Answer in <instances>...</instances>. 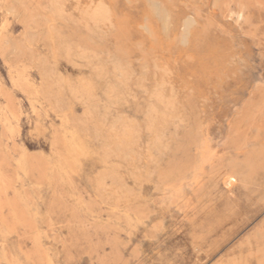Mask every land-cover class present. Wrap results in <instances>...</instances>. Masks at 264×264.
Here are the masks:
<instances>
[{
    "label": "rangeland",
    "instance_id": "374dc122",
    "mask_svg": "<svg viewBox=\"0 0 264 264\" xmlns=\"http://www.w3.org/2000/svg\"><path fill=\"white\" fill-rule=\"evenodd\" d=\"M0 264H264V0H0Z\"/></svg>",
    "mask_w": 264,
    "mask_h": 264
},
{
    "label": "bare ground",
    "instance_id": "6f19581e",
    "mask_svg": "<svg viewBox=\"0 0 264 264\" xmlns=\"http://www.w3.org/2000/svg\"><path fill=\"white\" fill-rule=\"evenodd\" d=\"M52 2H53V1H52ZM53 4H54V3H53ZM54 5L57 6V4H54ZM98 6H99V4H98ZM100 6L103 7L102 4H101ZM104 6H105V5H104ZM53 7H55V6H52V8H53ZM7 8H8V7H7ZM18 8H20V7H18ZM55 8H56V7H55ZM57 8H58V7H57ZM104 8H105V7H104ZM93 9L95 10L96 8H93ZM102 9H103V8L96 10L95 13H94V15H95L94 17H99L100 19H101V18H102V19H103V18L105 19V18H106V13L103 12ZM105 9H106V8H105ZM9 10H11V9H9ZM86 10H87V9H86ZM6 12H7V11H6ZM12 12H13V10H12ZM25 12H26V11H25ZM50 12H51V11H50ZM92 12H93V10H92ZM107 13H108V12H107ZM24 15H25V14H24ZM91 15H92V14H91ZM108 15H109V14H108ZM21 19H22V18H21ZM102 19H101V20H102ZM51 20H52V19H51ZM90 20H91V19H90ZM101 20H100V22L103 21V20H102V21H101ZM20 21H21V20H20ZM52 21H53V20H52ZM95 22H96V21H95ZM97 22H98V21H97ZM100 22H98V23H100ZM64 23H65V22H64ZM35 24H36V23H35ZM95 24H96V23H95ZM27 26H28V25H27ZM38 26H39V25H38ZM28 28H29V27H28ZM94 29H95V28H94ZM26 32H27V31H25V33H26ZM27 33H28V32H27ZM28 34H29V33H28ZM30 35H31V34H30ZM22 36L24 37L25 35H22ZM26 36L28 37V35H26ZM28 38H29V37H28ZM20 39H21V38H20ZM24 39L27 40L26 38H24ZM24 39H23V40H24ZM47 40H48V39H47ZM51 40H53V39H51ZM64 40H65V39H64ZM8 41H9V40H8ZM28 41H29V40H28ZM42 41H44V40H42ZM68 41H69V40H68ZM63 42H67V40H66V41H63ZM63 42H62V44H63ZM9 43H10V42H9ZM70 43H71V42H70ZM64 44H66V43H64ZM64 44H63V45H64ZM58 45H59V44H58ZM17 46H18V45H17ZM65 46H68V45H65ZM73 46H74V45H73ZM75 46H76V45H75ZM77 46H78V45H77ZM77 46H76V48H77ZM15 47H16V46H15ZM15 47H14V48H15ZM19 47H20V46H19ZM21 47H22V45H21ZM21 47H20V48H21ZM78 47H79V46H78ZM22 48H23V47H22ZM62 48H63V47H62ZM69 48H70V46H69ZM78 49H79V48H77L76 50H78ZM45 50H46V49H45ZM82 50H83V49H82ZM82 50H80V51H82ZM66 51H68V50L66 49ZM74 51H75V48H74ZM49 52H50V51H49ZM60 52H61V51H60ZM7 53H8V52H7ZM66 53H68V52H66ZM69 53H70V52H69ZM79 53H81L80 55H82V57H83V54H82L83 52H79ZM79 53H78V54H79ZM19 54H20V53H19ZM49 54H50V53H49ZM74 54H75V53H74ZM76 54H77V51H76ZM85 55H86V54H85ZM87 56H88V54H87ZM3 57H4V56H3ZM53 57H54V56H53ZM82 57H81V58H82ZM37 58H38V57H37ZM40 58H41V57H40ZM66 58H67V57H66ZM25 59H26V58H25ZM91 59H92V58H91ZM10 60H11V59H10ZM39 61H40V60H39ZM54 61H55V60H54ZM95 61H96V60H95ZM42 62H43V60H42ZM26 64H27V63H26ZM35 65H36V64H35ZM54 65H55V64H54ZM36 66H37V65H36ZM40 68H41V67H40ZM47 68H48V67H47ZM51 68H52V67H51ZM36 69H37V68H36ZM84 69H85V68H84ZM45 70H46V69H45ZM49 70H50V69H49ZM44 72H45V71H44ZM55 72H56V71H55ZM51 73H52V72H51ZM49 75H50V74H49ZM18 80H19V78H18ZM51 81H52V80H51ZM41 83H42V81H41ZM78 83H79V82H78ZM83 83H84V82H83ZM55 84H56V83H55ZM44 87H46V86H44ZM74 87H75V85H74ZM82 87H84V86H82ZM69 88H70V87H69ZM73 89H74V88H73ZM79 89H80V92H81V88H79ZM79 89H78V90H79ZM85 89H86V90H85L86 93L89 92V90L87 91V87H85ZM159 89H160V88H159ZM82 90H83V89H82ZM71 91H72V88H71ZM74 91H76V90H74ZM57 92H58V91H57ZM71 94H73V93L71 92ZM76 94H77V93H76ZM80 94H81V93H80ZM80 94H79V96H81ZM87 94L90 95V93H87ZM87 94H86V95H87ZM84 95H85V94H84ZM76 96H78V94L75 95V97H76ZM85 97H87V96H85ZM82 98H84V97H82ZM84 99H85V98H84ZM86 99H87V98H86ZM89 100H90V98H89ZM85 102H86V101H85ZM87 102H88V101H87ZM149 105H150V104H149ZM88 114H89V113H88ZM4 120H5V119H4ZM61 143H62V142H61ZM63 150H64V149H63ZM18 165H19V162H18ZM33 238H34V236H33ZM35 238H36V237H35ZM37 239H38V238H37ZM32 240L34 241V239H32ZM35 241H36V240H35ZM38 241H39V240H38ZM35 245H36V243H35ZM234 249H235V248H234ZM257 251H258V250H257Z\"/></svg>",
    "mask_w": 264,
    "mask_h": 264
}]
</instances>
